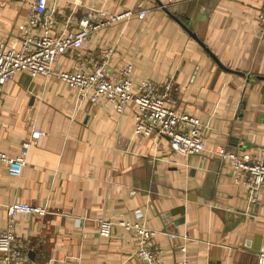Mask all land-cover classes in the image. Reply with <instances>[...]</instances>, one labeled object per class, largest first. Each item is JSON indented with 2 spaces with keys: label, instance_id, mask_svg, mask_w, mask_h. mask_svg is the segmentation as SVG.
<instances>
[{
  "label": "crops",
  "instance_id": "obj_1",
  "mask_svg": "<svg viewBox=\"0 0 264 264\" xmlns=\"http://www.w3.org/2000/svg\"><path fill=\"white\" fill-rule=\"evenodd\" d=\"M32 2L0 0V42L21 47L30 33ZM263 5L48 0L53 34L77 32L89 8L148 12L144 20L103 28L80 49L62 54L53 76L22 71L3 85L0 151H27V164L19 176L11 175L0 160V231L12 203L49 210L42 218L18 217L26 264H147L136 256V240L118 224L139 216L159 231L162 264H176L182 245L191 264H264V190L252 201L231 161L217 153L225 146L241 157L258 155L264 145ZM110 50L111 76L121 78L125 63L134 64V91L146 80L175 83L177 110L206 126L204 153L184 156L171 150L165 136L137 135L134 104L119 112L109 101L81 99L79 89L57 75L92 71ZM34 128L45 132L36 143ZM101 218L117 223L110 237L98 233Z\"/></svg>",
  "mask_w": 264,
  "mask_h": 264
},
{
  "label": "built area",
  "instance_id": "obj_2",
  "mask_svg": "<svg viewBox=\"0 0 264 264\" xmlns=\"http://www.w3.org/2000/svg\"><path fill=\"white\" fill-rule=\"evenodd\" d=\"M80 5L81 3H75ZM48 11V0H33L29 13L28 30L22 36V45L18 49L0 42V95L3 85L22 71L32 76H53V66L57 59L69 50L80 49L85 42L99 30L131 18L144 20L147 10H127L120 14H110L104 9L89 8L87 15L79 22L77 32L66 31L53 34L54 25ZM261 29L264 31V5L258 15ZM36 30L32 34V31ZM112 50L105 53L106 60L96 63L94 70L79 68L73 72H60L58 77L72 88H78L81 99L92 103L106 100L114 104L117 111L123 112L130 104L136 108L137 125L135 133L140 136H165L169 139L171 150L184 156L204 153L206 150L205 125L194 115L177 110L175 95L178 87L172 80L156 83L146 80L133 90L134 64L125 63L120 71L121 78L109 74L108 57ZM44 131L33 129L32 142L36 143ZM217 153L223 160H230L232 173L236 181L243 184L252 201L259 198L264 190V145L258 155L239 156L225 146ZM0 160L9 166L11 175H20L27 164V151L22 155L9 156L0 151ZM8 224L0 231V257L4 264H26V245L17 233V220L21 214L45 217L49 210L30 203L16 202L8 205ZM117 224L110 219L98 220V233L110 237ZM137 243L136 256L147 264H162L163 248L156 241L157 229L146 225L143 218L135 222L118 223ZM181 256L176 264H191V258L185 245L179 248Z\"/></svg>",
  "mask_w": 264,
  "mask_h": 264
},
{
  "label": "water",
  "instance_id": "obj_3",
  "mask_svg": "<svg viewBox=\"0 0 264 264\" xmlns=\"http://www.w3.org/2000/svg\"><path fill=\"white\" fill-rule=\"evenodd\" d=\"M184 27H185V26H184ZM185 28L189 30V28H187V27H185ZM191 34H192L195 38L197 37L195 33L191 32ZM263 79H264V78H263ZM30 254H31V253H30Z\"/></svg>",
  "mask_w": 264,
  "mask_h": 264
}]
</instances>
